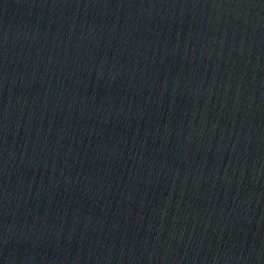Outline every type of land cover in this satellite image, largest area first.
<instances>
[{
    "label": "water",
    "instance_id": "water-1",
    "mask_svg": "<svg viewBox=\"0 0 264 264\" xmlns=\"http://www.w3.org/2000/svg\"><path fill=\"white\" fill-rule=\"evenodd\" d=\"M0 264H264V0H0Z\"/></svg>",
    "mask_w": 264,
    "mask_h": 264
}]
</instances>
